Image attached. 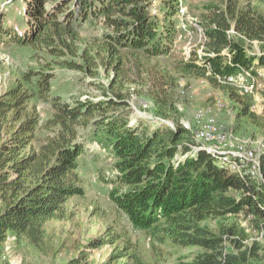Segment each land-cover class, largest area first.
<instances>
[{"label": "trees", "instance_id": "trees-1", "mask_svg": "<svg viewBox=\"0 0 264 264\" xmlns=\"http://www.w3.org/2000/svg\"><path fill=\"white\" fill-rule=\"evenodd\" d=\"M161 1L162 15L152 13L154 0L6 3L13 12L8 18L26 21L23 35L10 34L16 45L42 43L61 66L96 76L103 64L114 70L117 79L109 82L103 98L74 96L65 101L53 96L55 111L44 123L30 103L34 92L31 80L42 96L51 90L49 75L53 70L26 72L21 83L0 94V244L8 236L40 244L44 223L64 218L66 202L85 194L81 164L87 147L81 128L90 124L89 138L107 145L114 157V176L106 181L111 184L109 196L136 227L154 241L194 245L206 251L183 264H249L256 244L247 247L232 239L234 247H228L229 235H238L234 225L217 232L202 222L241 213L264 220V184L229 170L218 154L193 140L183 125L173 128L162 123L152 129L139 119L131 123L128 94L119 74L130 62L134 67L129 69L142 77V61L171 55L178 35L181 0ZM224 3H214L203 13L198 22L206 40L192 50L189 59L171 60V69L224 85L240 102V113L252 115L244 95L232 85L220 83L216 76L264 66V15L250 2L245 7L239 0ZM99 18L105 30L89 46L80 47L79 30ZM232 26L238 36H229ZM253 41L262 44L259 53L249 49ZM144 72L150 74L148 69ZM166 74L172 79L159 77L154 92L167 83L174 85L175 73L169 70ZM39 128L49 134L36 148Z\"/></svg>", "mask_w": 264, "mask_h": 264}, {"label": "rangeland", "instance_id": "rangeland-1", "mask_svg": "<svg viewBox=\"0 0 264 264\" xmlns=\"http://www.w3.org/2000/svg\"><path fill=\"white\" fill-rule=\"evenodd\" d=\"M10 1L0 0V17L6 18L13 13L9 10V5L5 4ZM154 1L152 13L162 15L164 4L161 0ZM181 1L185 10L181 16H177L178 35L172 44L171 55L143 60L142 77L133 74L129 68L134 67V64L130 62L126 66L128 68L119 74L118 80H124V90L128 94L131 123L139 119L152 129L162 123L173 128L183 125L190 130L194 140L195 111L214 103L215 99H220L221 103L215 107L219 121L251 147L264 150V113L258 108V100L252 95L242 97L249 103L252 112V115H243L240 113V102L230 96L224 85L211 83L208 79L201 83L204 77L177 73L171 69V60L186 59V51L199 43L198 32L194 31L195 21L202 19L203 13L208 12L212 4L225 5V0ZM239 2L240 6L244 7L250 2L257 12L264 15V0ZM6 24H3V29L9 24L12 29V20L6 21ZM104 30L101 18L87 22L79 30L81 38L79 46L84 48L89 46L90 42L100 37ZM42 45L27 43L24 47H16L10 45L7 38H0V94L21 83L26 72L53 70L49 75L51 90L42 96L34 85V80H31L34 92L30 103L36 106L41 123L54 114L53 96H61L65 101L72 100L74 96H80L82 99L103 98V92L109 82L112 78L113 81L117 79L114 70H108L103 64L99 65L96 76L61 66ZM262 48L259 42H254L249 47L252 53H259ZM147 69L150 74L144 72ZM169 70L175 73L174 85H171L172 82L167 83L162 89L158 87L157 92H154L156 90L154 85L159 81V77H163V81L172 79L171 74H166ZM132 78L139 79V82L135 83ZM181 83L185 89L193 93L186 91V94H183L180 89ZM91 129L90 124L87 128H81V137L87 147L81 164L85 194L74 196L66 202L67 215L64 218L49 219L44 223V235L40 244H33L24 237H14L1 243L0 264H183L192 260L198 253L206 252L199 246L154 241L146 231L136 227L129 220L125 212L109 196L111 184L106 181L114 176L112 171L114 157L107 145L89 138ZM48 134V130L39 128L34 147H39ZM246 217H248L246 214L241 213L225 218H209L202 223L217 232H220L223 226L234 225L238 235H229L226 245L234 247L232 239H238L247 247L256 244L257 249L254 256L249 257V264H264V220H256L255 216L249 218L248 225L258 231L247 232L244 225Z\"/></svg>", "mask_w": 264, "mask_h": 264}, {"label": "built area", "instance_id": "built-area-1", "mask_svg": "<svg viewBox=\"0 0 264 264\" xmlns=\"http://www.w3.org/2000/svg\"><path fill=\"white\" fill-rule=\"evenodd\" d=\"M182 3L181 1V8L179 10L180 16L185 10ZM195 30L199 35V43H203L207 37L204 28L198 20L195 21ZM228 34L231 37L238 36L234 26L228 30ZM254 42L257 41H253L252 44ZM194 48L192 47V49L186 51V59L191 57ZM199 51H201V49H199ZM216 78L222 84L227 83L232 85L241 95H252L258 100V108L264 113V68L257 66L254 69H245L228 75L218 74ZM205 81L206 78H203L201 83ZM184 87V84L181 83L180 89L183 94H186V91L193 93V91L185 89ZM214 103L198 108L195 111L193 131L197 143L201 144L209 151L218 154L220 162L229 170L235 171L243 177L247 176L259 184H264L262 159L264 158V150L251 147L246 141H242L232 131L228 130L225 125L219 121V116L215 111V107L221 103L220 99H215ZM246 215L248 217L244 220L245 231H258V229H253L247 223L248 219L254 217V215L252 213ZM11 238H14V236H8L6 241Z\"/></svg>", "mask_w": 264, "mask_h": 264}]
</instances>
